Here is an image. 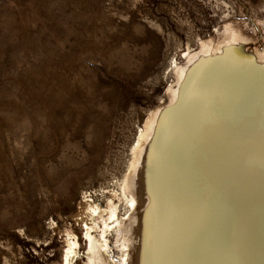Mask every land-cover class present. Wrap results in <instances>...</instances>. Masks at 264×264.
<instances>
[{
    "label": "rangeland",
    "instance_id": "obj_1",
    "mask_svg": "<svg viewBox=\"0 0 264 264\" xmlns=\"http://www.w3.org/2000/svg\"><path fill=\"white\" fill-rule=\"evenodd\" d=\"M235 39L261 81L264 0H0V264H65L70 247L95 263L87 202L120 219L111 260L126 244V264H264V85L228 90L220 117L183 111L152 175L140 139L178 72Z\"/></svg>",
    "mask_w": 264,
    "mask_h": 264
},
{
    "label": "bare ground",
    "instance_id": "obj_2",
    "mask_svg": "<svg viewBox=\"0 0 264 264\" xmlns=\"http://www.w3.org/2000/svg\"><path fill=\"white\" fill-rule=\"evenodd\" d=\"M237 46H239V42L235 39L226 47L220 46L218 48L208 49L205 51L202 59L194 60L190 65L178 72L177 82L174 86L172 85L173 87L169 90L172 96L171 101H169L166 106L159 107L154 111L150 118L148 117V130L143 132L140 136V139H152L149 141L147 156L144 162L150 175L153 174L157 156L159 155L161 138L166 134L168 140L173 139L172 128L177 124L183 111L195 112L196 118L199 116L208 118V116L210 117L212 114L220 117L223 113L224 102L230 101L228 99V90L233 93L235 92V102L237 98L242 95L262 89L264 77L261 81H257L252 77L246 78L236 65L235 59H237V53L234 50ZM232 49L234 50L230 53L229 51ZM227 53L228 55H226ZM168 152H173V149H169ZM141 154L142 153L137 157ZM229 157V153H223L221 155L222 160H229ZM240 192L241 188L239 185L228 190L216 186L209 191V197L211 200H217L222 197L223 200H220L222 202H229L231 200L234 202L235 199H238ZM240 213L247 220L251 218L250 213L243 208L240 209ZM86 215L87 218L89 217L90 222V224L86 223V237L89 240L88 258H95V255L98 254V257H96L98 261L96 260L93 264H126L127 259L124 250L126 244H121L123 250L117 261L115 259L111 260V257L108 256V251H105L108 248V244L103 234L109 228L106 219H113V222L120 221L116 216L115 210H110L106 216L104 209L98 204L87 202ZM101 225L104 226V228H101L99 237L95 240V237L91 234V229L94 227H101ZM254 236V234L244 236L243 240L244 242L250 243L254 239ZM75 243L76 242H73L71 245L73 246ZM74 257V249L72 247L68 248L64 255V263L73 264L72 261Z\"/></svg>",
    "mask_w": 264,
    "mask_h": 264
}]
</instances>
